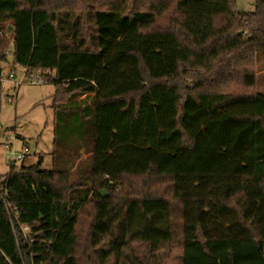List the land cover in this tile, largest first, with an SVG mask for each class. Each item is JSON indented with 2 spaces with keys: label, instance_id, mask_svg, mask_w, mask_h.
<instances>
[{
  "label": "trees",
  "instance_id": "obj_1",
  "mask_svg": "<svg viewBox=\"0 0 264 264\" xmlns=\"http://www.w3.org/2000/svg\"><path fill=\"white\" fill-rule=\"evenodd\" d=\"M255 3L0 0V111L11 48L13 68L55 88L53 168L40 157L0 177V264H264V196L177 186L259 176L264 194ZM21 13L38 26L24 61Z\"/></svg>",
  "mask_w": 264,
  "mask_h": 264
},
{
  "label": "rangeland",
  "instance_id": "obj_2",
  "mask_svg": "<svg viewBox=\"0 0 264 264\" xmlns=\"http://www.w3.org/2000/svg\"><path fill=\"white\" fill-rule=\"evenodd\" d=\"M255 0H237V8L240 11L255 10ZM34 14V13H31ZM33 18L32 15L19 16V49L20 58L24 61L29 49V39L33 29L29 22L22 19ZM43 19L40 20V23ZM39 25V24H38ZM31 28V32H30ZM42 39L41 36L38 37ZM12 51L9 50V63L3 64L6 72H9L12 62ZM17 75L21 69L15 66ZM41 70L34 72V77L40 75ZM7 86V83H5ZM257 91L264 93V55L257 62ZM54 84L23 83L17 91L13 102L7 101L3 95V105L0 111V177L5 175L14 163L16 168L37 164L40 157L43 158L41 168L51 170L53 168V143H54V110L52 108V95ZM29 147L26 157L14 161V154L22 152L24 147ZM211 178V179H209ZM259 176L224 175L207 176L181 174L177 176L179 197H263L260 189ZM211 184V185H209ZM25 232L27 228L24 229Z\"/></svg>",
  "mask_w": 264,
  "mask_h": 264
},
{
  "label": "built area",
  "instance_id": "obj_3",
  "mask_svg": "<svg viewBox=\"0 0 264 264\" xmlns=\"http://www.w3.org/2000/svg\"><path fill=\"white\" fill-rule=\"evenodd\" d=\"M26 70H27V67H25L21 71L20 76H18L17 72H15L13 70H9V72H4L2 70V79H1L2 82H5L8 80V81L12 82V84H13L12 92L9 95H5L7 98V101H9V102L14 101L16 94H17V91H18V88L23 83H29V84H43V83H45L46 80H45V78L41 72H40V75L38 77H34V73L30 77H28L26 75ZM28 152H29V147L25 146L22 152H20V153L17 152L14 154V161L21 160V159L25 158Z\"/></svg>",
  "mask_w": 264,
  "mask_h": 264
},
{
  "label": "crops",
  "instance_id": "obj_4",
  "mask_svg": "<svg viewBox=\"0 0 264 264\" xmlns=\"http://www.w3.org/2000/svg\"><path fill=\"white\" fill-rule=\"evenodd\" d=\"M33 39V38H32ZM20 49H19V47L17 48V58L18 59H20ZM29 58H30V55H29V57L27 58V62L29 61ZM25 65H27V63L25 64ZM17 66H19L20 67V69H21V71L26 67V66H24V65H17ZM10 70H13V71H15L16 72V68L14 67H12V66H10ZM3 71L4 72H6L5 70H4V68H3ZM5 83H7V86L5 85ZM3 87H4V94L5 95H9L11 92H12V90H13V84H12V82H10V81H5V82H3ZM211 177V176H210ZM209 179H211V178H209ZM209 185H211V184H209ZM213 197H221V196H213ZM233 198H238L237 196H234Z\"/></svg>",
  "mask_w": 264,
  "mask_h": 264
},
{
  "label": "water",
  "instance_id": "obj_5",
  "mask_svg": "<svg viewBox=\"0 0 264 264\" xmlns=\"http://www.w3.org/2000/svg\"><path fill=\"white\" fill-rule=\"evenodd\" d=\"M103 196H106V193H105V191H103Z\"/></svg>",
  "mask_w": 264,
  "mask_h": 264
}]
</instances>
